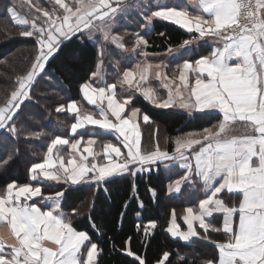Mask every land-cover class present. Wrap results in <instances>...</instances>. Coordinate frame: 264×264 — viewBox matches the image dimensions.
Here are the masks:
<instances>
[{"label":"snow or ice","instance_id":"6c2138e0","mask_svg":"<svg viewBox=\"0 0 264 264\" xmlns=\"http://www.w3.org/2000/svg\"><path fill=\"white\" fill-rule=\"evenodd\" d=\"M192 2L199 9L195 14L186 8L157 4L156 10L151 11V15L145 19L149 23L153 18L172 21L187 32L198 34L185 40L181 48L187 49L205 37H215L223 42V46L214 48L208 56L194 61L184 60L175 80L160 71L161 65L149 63L137 65L136 71L125 70L121 86L127 85L130 90L140 92L146 100L162 108L179 106L189 112L218 110L222 115L218 124L204 128L199 134L189 133L175 138L173 154L161 150L158 144L153 151L142 152L141 134L136 123L140 110L132 109L129 115H124L131 97L121 102L116 96V84L97 87L85 83L80 91L89 104L99 109L100 119L82 112L75 101L69 102L66 109L64 105L58 106L56 111L66 110L75 114L76 120L71 124L73 137L86 125L118 133L127 149L123 162L117 163L111 158L112 153L116 157L122 155L120 148L111 142L103 145V154L108 158V163L102 165L95 162L98 153L91 147L95 141L89 139L79 160L70 153L65 164L59 154L53 158V150L57 149L59 153L57 146L67 145L72 153H79L83 136L71 142L56 136L51 140L43 162L32 164L29 168L30 179L58 182L63 179L72 185L86 179L99 183L117 174L130 173L134 176L138 171H149V165L161 163L167 168L170 167L169 162L178 161L187 171L169 186L168 191L180 192L182 183L194 171L203 181L207 194L199 200L198 208H185L182 219L187 225L186 231L177 224L175 210L166 231L173 237L190 241L200 235L196 228L198 224L205 231L203 238L208 239L210 225L205 218L222 213L223 227L214 230L223 231L227 239L217 243L218 259L208 260L205 264H264V0ZM28 3L31 4V0ZM54 3L63 9L62 16L55 10H46L39 3L31 5L46 18L43 26H38L35 20L20 18L14 7L8 10L18 25H30L28 30L19 34L35 37L37 41L34 62L26 74L16 77L18 87L11 91L6 104L0 106V130L7 129L13 136H19L13 122L18 110L24 99L30 96L32 84L44 71L46 62L58 50L63 39L85 30H98L106 41L110 40L118 48H125L123 37L112 35L111 28L117 14L129 7L124 0H73L75 8L65 0H54ZM113 3L116 7H113ZM241 20L244 22L241 23ZM140 45L146 46L147 41L138 35L132 51H136ZM153 68L155 78L164 81L163 86L168 90L166 99L159 100L156 90L145 86ZM92 76L100 77L99 70ZM108 113L114 120L109 118ZM143 120L148 122V115H143ZM237 123L249 131L241 136L230 135ZM31 135L38 139L42 133ZM196 145H200L199 151L195 150ZM89 157L93 160L90 164ZM217 178H220L218 183ZM225 189L229 194L235 193L241 197L238 207L229 206L219 198ZM63 195V192H56L46 197L54 200L55 207L45 211L35 203H28L35 197L43 196L40 184L19 185L13 181L6 185L3 194H0V222L8 225L10 238H14V242L8 243L0 235V264H98V245L91 242L85 231L75 230L60 211V198ZM237 213L238 224L235 220ZM150 223L151 227L156 226L154 222ZM45 241L51 242L55 248L45 246ZM85 249L86 255H83ZM127 255L135 256L139 264H145L130 248ZM168 257V252L163 253L158 264H164Z\"/></svg>","mask_w":264,"mask_h":264},{"label":"trees","instance_id":"16d2710c","mask_svg":"<svg viewBox=\"0 0 264 264\" xmlns=\"http://www.w3.org/2000/svg\"><path fill=\"white\" fill-rule=\"evenodd\" d=\"M36 3L49 11L58 8L52 0H31V4L28 0H0V106L6 104L11 91L17 87L16 77L26 74L37 54L36 38L19 34L30 26L18 25L8 10L14 7L17 13L35 19L42 26L46 18L31 6ZM119 22L113 32L123 37L124 49L101 39L92 41L82 32L63 39L58 50L46 62L44 71L31 86L30 96L24 99L14 118L19 136H13L7 129L0 130V194L13 181L19 185L40 184L43 196L29 201L39 205H42L41 199L63 192L60 211L75 230L85 231L91 242L98 245V264H139L135 256L127 255L129 248L145 264H158L165 252L169 257L164 264H204L208 260H216L219 256L217 243L227 239L223 231L214 230L222 229L218 216L214 217L213 223L215 221L216 224L207 231L206 240L194 238L183 241L166 231L173 210L176 220L181 223L185 208H197L203 197L204 184L195 173L183 182L180 192L169 193V185L185 175V170L179 165L166 168L164 164L157 163L147 166L149 171H138L134 176L117 174L99 183L86 179L72 185L64 180L30 179L29 168L43 162L52 139L56 136L70 139L86 137L91 129L80 130L77 136H70L75 114L66 110L57 112L56 108L64 105L66 109L68 102L73 100L82 112L89 113L92 108L84 101L80 88L92 79L100 63L105 69L107 83L133 65L131 55L136 59L140 56V49H132L136 34L142 31L144 17L139 11L132 10ZM144 34L146 50L150 52L165 51L189 37L174 23L161 19H155L151 29ZM208 52L209 47L200 45L189 55L184 52L172 64L185 59L195 60ZM132 109L140 110L138 123L142 152L153 151L158 144L161 150L173 154L175 138L189 133L199 134L204 128L217 125L222 118L218 111L187 114L158 107L137 91L124 115ZM145 114L149 117L148 122L143 120ZM36 132L42 133L38 139L31 135ZM94 137L93 147L100 161L103 145L115 142V139L100 129H95ZM59 149L66 155V146ZM150 222L156 226L151 227ZM198 231L204 237V229L198 228ZM85 252L86 249L83 254Z\"/></svg>","mask_w":264,"mask_h":264},{"label":"crops","instance_id":"0c3cea01","mask_svg":"<svg viewBox=\"0 0 264 264\" xmlns=\"http://www.w3.org/2000/svg\"><path fill=\"white\" fill-rule=\"evenodd\" d=\"M124 3L127 4V5H129V7L125 8L123 12L118 13L117 16H116L117 19H120V18L124 17L132 9L139 10L141 12V15L144 17V25H143L142 31H140V32H138L136 34L135 39L139 35V36H142L146 40V38L144 36L145 35L144 34V31L145 32L149 31L151 29L152 25H153V21L155 19H159V18H153L152 21L149 23L145 19V17L148 16V15H151V11L156 10L157 4L166 5V6H174V7L178 8V9L186 8V9H188L190 12H192L194 14L197 11H199L198 7L192 2V0H124ZM203 15L205 16V18H209L207 16V14H203ZM168 22L174 23L172 21H168ZM174 24L177 25L178 27H180L182 31H184L185 33H187L189 35V37L183 39L176 46H172V47H170L167 50L162 51V52H150V51L146 50V46L147 45L146 46L145 45H140L137 48V49H140L141 50L140 56L137 59H134V63H133L134 65H133V67L132 68H127L126 70L136 71L137 65L143 66V65L149 64V63L152 64V65L159 64V65H161L160 71L166 72L167 75L170 78H172L173 80H175V78L179 74L178 73V68L180 66H182V63L183 62H181V63H174L175 64L174 65V64H172V61L175 60V59H177V58H179V57H181L184 54V52L187 51L188 52V55H189V53H192V51H194V49H196L198 46L205 45V46L209 47V52L207 54L203 55V56H208V55L211 54V52L213 51L214 48L222 47L223 46V42L222 41H218L217 38H215V37H205V38H202V39L197 40L191 46H189L187 49L181 48L180 46L183 44V42L185 40H189L193 36H196L198 34H196V33H189V32H187L186 29L182 28L180 25H178L176 23H174ZM114 27H115L114 24L111 25L112 35H117V34H115L113 32ZM87 34H88L87 37L90 40H92V41H96L98 39L100 40L101 38L102 39L104 38L103 34L100 31H98V30H92V33L91 34L88 31ZM120 49H124V48H120ZM185 60H190V59H185ZM190 61H194V60H190ZM98 70L100 72V77H102V78H99V79H101V81H99L100 83L98 82V77L97 78H93V76H92V79H90L86 83H92L94 86H97V87H99V86H106L107 84H116L117 85L116 96H117L118 99L121 100V102H122V98L124 99L126 97H129L127 95H123V93H131L130 97L132 99L133 94L136 91L134 89L133 90H130L127 85L121 86V80H122V74L123 73H121L119 76H117L114 81L107 82L106 83V79H105L106 74H105V71L103 70V68L100 65H99V69H97V71ZM154 73H155V68H153L150 71V73H149V80H148V83L146 84L147 86H149V85L151 86L152 81L153 80H157L155 78V74ZM137 79H138V77H137ZM159 81L161 83V87L164 90H166L165 91L166 92V95H165V93H157L158 96H159L158 99L159 100H162L165 97L167 98V96H168L169 93H168V90L166 88H164V86H163L164 85V81H162V80H159ZM176 83H179V81L176 80ZM161 87L160 88H157V90L158 91H161ZM82 96H83V94H82ZM83 99H84V97H83ZM71 101H73V100H71ZM71 101H69V102H71ZM84 101L92 108V110L89 113L90 114H93L94 118L100 119L101 117L99 116V109L95 105L89 104L85 99H84ZM77 106H78V104H77ZM105 107H106V102H105ZM126 107H127V105H126ZM78 108H79V106H78ZM169 109L179 110V111L185 112L187 114H193L195 112L218 111V110H204V111L192 110L191 112H189L188 110L182 109L179 106L169 107ZM125 110H126V108H125ZM129 114H127V115H129ZM108 115H109V118L110 119L114 120V118L111 117L110 113H108ZM138 116H139V114H138ZM136 123L138 124V127H139L138 117L136 118ZM88 128H91V129L88 130V135L86 137L83 136V140L81 142V145L79 146V148H80V152L79 153H72L71 152V149L69 148V146L65 145L67 147V150H66V155H64V153H63L64 151L62 149H59V148L64 147V146H57V148L59 149V153H57V149H54L53 150V154H52L53 158H55V156L57 154H59L60 156H62L64 158V162L66 164L67 163V160L70 158V153H71V155H74L76 157V159L79 160V155H80V153L83 152V148L85 146H87V141L89 139H93L95 141V137H94L95 129H100V130L104 131L105 133L111 134L114 137V139H115V142H111V143L113 145L119 147L120 150H121L122 155L120 157H116V154L115 153H112L111 154V158L113 159V161L114 162H117V163L123 162V157H124L123 154L125 152L127 153V149L124 147L123 138L120 137L118 133H115V132H113L111 130L101 129L99 126H93V125H86L85 128L79 129L78 131H80V130L87 131ZM246 131H249V130H246L242 126V124L237 123V125L235 126V131L233 133H230V135L241 136V135H244L246 133ZM139 132H140V128H139ZM140 134H141V132H140ZM70 136H73L71 134V128H70ZM60 137L61 138H64V139H68L70 142L73 141L74 139H78V138L70 139L69 137H65V136H60ZM93 146H94V144L91 145V147H92V149L94 151V147ZM199 148H200V145H198L195 150L196 151H199ZM100 153L102 154L101 155V159L102 160L100 159V161H99L97 159L98 157L96 156V161L95 162H97L99 164H102V165H106L108 163V158H105V156L103 154V147H102V150H101ZM83 154L84 155H88L87 153H83ZM92 162H93L92 157H89L88 163L90 164ZM169 163H170V166H172V165H179L180 166V162H178V161L177 162H169ZM193 164H194V161H193ZM181 168L184 169L185 172L187 171V169H185L183 167H181ZM193 173H195V172L193 171ZM39 179H43V178H39ZM219 179L220 178H217V183L219 182ZM62 180H60V181H62ZM201 182H203V181L201 180ZM172 184H170V185H172ZM170 194H177V192H172ZM206 194L207 193L205 192V186H204V188H203V197L201 199L205 198ZM219 198L223 199L229 206L235 205L237 207H238V204H239V200L241 199V197L238 194H235V193L229 194L226 189L223 190L219 194ZM29 201H28V203L31 204ZM40 202H41L42 205H39V204H36V205L38 207H41L42 210H45V211H47V210H53L54 207H55V202H54L53 199H46V197H45L44 199H41ZM198 203H197V208H198ZM184 214H185V212H184ZM182 216H181L182 222L180 223L177 220H176V222L179 225V227H180L181 230H185L186 231L187 230V225L184 223V221L182 219ZM217 216L219 217L218 218L219 219V222L218 223L221 225V228L223 227V219H224L223 214L222 213H214L211 217H206L205 218V222L210 225V227H209L208 230L212 229V227L214 226V224H216L215 221L213 223V219H214V217H217ZM235 220H236V223L238 224V213L235 216ZM196 228H197V231H198V228H199V225L198 224L196 225ZM9 234H10V229H9L8 225L6 223L0 222V235H3L5 237V239L7 240L8 243H12V242H14V238H10V235ZM194 238H200V239L206 240L201 235H199L197 237H194ZM194 238H192V239H194ZM44 244L47 247L55 248V245H53L51 242L45 241ZM83 255H86V252Z\"/></svg>","mask_w":264,"mask_h":264},{"label":"rangeland","instance_id":"374dc122","mask_svg":"<svg viewBox=\"0 0 264 264\" xmlns=\"http://www.w3.org/2000/svg\"><path fill=\"white\" fill-rule=\"evenodd\" d=\"M53 2H54V0H52ZM65 3H68V4H70V6H72L73 8H75V4L73 3V0H65ZM55 4V3H54ZM58 6V5H57ZM113 7H116V4L115 3H113ZM53 10H55L59 15H63V9H60L59 8V6H58V8L56 7V8H54ZM52 10V11H53ZM132 10H134V9H132ZM131 10V11H132ZM137 11H139V10H137ZM140 12V11H139ZM17 13V12H16ZM140 14H141V12H140ZM17 15L20 17V18H26L25 16H23V15H21V14H19V13H17ZM10 16H11V14H10ZM123 18V17H122ZM27 19H29V18H27ZM117 19V17H115V20ZM121 19V18H120ZM120 19H117L116 21H114L113 23H112V25L114 24L115 25V27H117L118 25H119V23H121V22H119V20ZM30 21L31 20H35V19H29ZM36 21V20H35ZM15 22V21H14ZM119 22V23H118ZM37 23V22H36ZM37 25H38V23H37ZM30 26V25H29ZM38 26H40V25H38ZM43 26V25H42ZM114 27V28H115ZM121 28V27H120ZM84 32V34L86 35V36H88V31L87 30H85V31H83ZM90 32V34L92 33V31H89ZM115 33V32H114ZM115 34H117V33H115ZM102 35V34H101ZM118 35V34H117ZM119 36V35H118ZM101 40H103V41H106L104 38L102 39L101 38ZM108 42H110L111 43V41L110 40H108ZM131 57L132 58H134V59H136L134 56H132L131 55ZM134 65V64H133ZM133 65H131V67L130 68H132L133 67ZM100 66L103 68V70L105 71V69H104V67H103V64L102 63H100ZM96 73V72H95ZM123 73V72H122ZM177 73V72H176ZM99 78H102V77H98V82L99 81H101V79H99ZM103 81V80H102ZM100 83V82H99ZM146 87H147V85H145ZM150 86V85H149ZM154 86H156V88H155V90H156V92L158 93V90H157V88H160L161 87V83H160V81L159 80H153L152 81V84H151V87H153L154 88ZM17 87H18V85H17ZM161 91H163V93H165V95H166V90H164L162 87H161ZM123 95H127V96H130L131 95V93H123ZM166 98V97H165ZM164 98V99H165ZM163 100V99H162ZM122 101H123V98H122ZM127 153L125 152L124 154H123V156H125Z\"/></svg>","mask_w":264,"mask_h":264},{"label":"built area","instance_id":"2783aa9c","mask_svg":"<svg viewBox=\"0 0 264 264\" xmlns=\"http://www.w3.org/2000/svg\"><path fill=\"white\" fill-rule=\"evenodd\" d=\"M262 14H264V10H262ZM244 21L243 20H241V23H243Z\"/></svg>","mask_w":264,"mask_h":264}]
</instances>
